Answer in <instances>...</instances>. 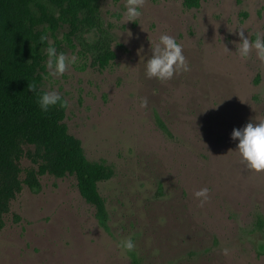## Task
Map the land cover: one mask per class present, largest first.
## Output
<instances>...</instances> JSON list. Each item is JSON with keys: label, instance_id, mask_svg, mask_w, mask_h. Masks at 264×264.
Returning <instances> with one entry per match:
<instances>
[{"label": "rangeland", "instance_id": "rangeland-1", "mask_svg": "<svg viewBox=\"0 0 264 264\" xmlns=\"http://www.w3.org/2000/svg\"><path fill=\"white\" fill-rule=\"evenodd\" d=\"M99 9L116 58L99 70L59 31L48 44L77 63L50 78L45 67L41 87L67 101L63 122L86 158L113 167L97 184L109 232L73 176L46 174L38 192L24 186L11 201L0 264H131L117 246L126 237L142 264H264V230H255L264 171L250 169L231 138L234 127L264 119V62L255 49L247 59L235 51L237 29L250 40L264 33V0H200L191 9L144 0L135 21L125 20V0H99ZM161 33L182 44L189 65L167 80L145 73ZM203 187L206 200L194 196Z\"/></svg>", "mask_w": 264, "mask_h": 264}, {"label": "trees", "instance_id": "trees-1", "mask_svg": "<svg viewBox=\"0 0 264 264\" xmlns=\"http://www.w3.org/2000/svg\"><path fill=\"white\" fill-rule=\"evenodd\" d=\"M181 2L187 9L200 5V0ZM62 30L71 47L73 38L77 41L93 67L105 69L116 58L114 37L102 20L99 0H0V231L11 201L24 186L38 192L40 177L47 174L73 176L79 194L94 208L97 224L109 232L108 211L97 184L113 176V167L86 158L80 140L63 122L67 104L45 112L36 102L38 92L45 91L41 83L48 38L56 45ZM91 32L96 37L88 41L85 35ZM41 36L46 39L41 41ZM31 82L37 91L28 88ZM158 126L170 135L159 119ZM24 159L29 161L26 167ZM255 230H264L261 215ZM128 254L131 264H142L133 251Z\"/></svg>", "mask_w": 264, "mask_h": 264}, {"label": "clouds", "instance_id": "clouds-1", "mask_svg": "<svg viewBox=\"0 0 264 264\" xmlns=\"http://www.w3.org/2000/svg\"><path fill=\"white\" fill-rule=\"evenodd\" d=\"M144 0H125L124 17L126 21H135L142 15ZM239 37L238 47L235 51L242 59H247L250 52L255 49L257 57L264 62V33L257 32L255 39L250 40L245 35L244 29L239 28L236 31ZM127 36L130 38L132 33L127 29ZM41 41L46 36H41ZM225 45V44H224ZM226 47V46H225ZM182 44L177 39L167 33H161L158 42L150 46L151 55L145 62V73L148 77H155L159 80L171 79L175 73L187 71L188 62L182 51ZM227 50H229L226 47ZM45 67L47 73L45 78L61 76L70 65L77 63V56H67L64 52L57 51L54 44L49 43L46 48ZM31 91H37L35 82L28 83ZM37 104L42 111H48L49 108L60 105H66L67 101L61 94L55 90L38 92ZM147 103L146 99L141 100V106ZM231 138L238 140L235 150H237L243 161L250 169L255 171H264V119L249 120L245 125L239 128H233ZM209 189L200 188L194 192V196L202 197L206 200ZM203 202V200L201 201ZM117 246L122 252L132 251L135 243L131 237L121 239ZM225 251H227L225 249Z\"/></svg>", "mask_w": 264, "mask_h": 264}]
</instances>
